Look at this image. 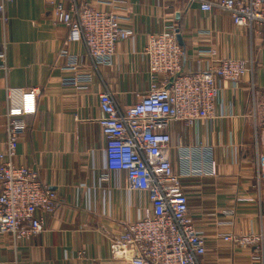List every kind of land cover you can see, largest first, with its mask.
<instances>
[{
  "label": "crops",
  "instance_id": "obj_1",
  "mask_svg": "<svg viewBox=\"0 0 264 264\" xmlns=\"http://www.w3.org/2000/svg\"><path fill=\"white\" fill-rule=\"evenodd\" d=\"M120 11L135 35L118 43L113 66L97 71L84 44L68 43V29L54 22L46 0H14L6 6L0 19V53L8 68H0V140L5 139L8 87L36 89L37 111L25 118L15 161L39 170L42 181L57 191V206L45 216V232L17 246L10 234L0 235V264H102L122 223L140 219L151 207L147 193L128 191L124 172L113 181L101 179L105 138L98 99L109 87L122 108L135 102L132 92L149 85L141 52L149 34L169 22L182 34L184 70L205 67L198 64L203 57L196 49L208 44L220 58L253 62L254 85L250 76L237 84L219 80L214 117L197 126L176 122L173 131L180 146L200 149L202 163L209 157L215 161V175L205 167L208 175L186 178L183 185L189 214L207 237L203 263L262 264L252 248L233 247L222 235L264 225V180L254 177L256 152L264 154V26L238 27L227 13L204 11L194 0H127ZM207 30L211 34H200ZM63 47L86 65L82 72L93 73L81 89L63 82L73 76L64 69ZM179 155L172 150L176 171L183 170Z\"/></svg>",
  "mask_w": 264,
  "mask_h": 264
},
{
  "label": "built area",
  "instance_id": "obj_2",
  "mask_svg": "<svg viewBox=\"0 0 264 264\" xmlns=\"http://www.w3.org/2000/svg\"><path fill=\"white\" fill-rule=\"evenodd\" d=\"M12 1L0 0V19H5L6 6ZM194 1L204 11L227 13L238 27L264 26V0ZM46 3L54 22L68 29V43L84 44L97 71L113 66L118 43L135 35L120 11L127 0ZM178 33V26L169 22L161 31L149 34L141 52L149 85L132 92L135 102L122 108L109 87L99 93L98 123L105 138L101 179L113 181L124 172L128 191L145 192L151 201L143 217L122 223L121 233L111 240L108 261L102 264H204L207 237L189 214L183 185L186 178L205 176V167L215 175V161L208 156L202 163L200 149L176 143L173 124L197 126L214 117L221 90L218 81L237 84L250 76L254 85V65L230 55L220 58L217 49L208 44L196 49L203 57L198 64L205 62V67L184 70L187 54ZM204 33L211 31H200ZM60 57L66 60L64 69L73 73L64 84L81 89L92 80L93 73L82 72L86 65L66 47L60 50ZM1 67L8 69L4 52L0 53ZM37 95L36 89L14 87H8L6 93L5 139L0 140V235L10 234L15 246L30 235L45 232V216L53 214L57 206V191L42 181L39 170L15 161L27 128L25 118L37 111ZM173 149L180 152L183 170L174 169ZM254 177L258 183L264 180L263 153L256 152ZM222 239L233 247L252 248L254 258L264 264V225L254 232L227 233Z\"/></svg>",
  "mask_w": 264,
  "mask_h": 264
},
{
  "label": "water",
  "instance_id": "obj_3",
  "mask_svg": "<svg viewBox=\"0 0 264 264\" xmlns=\"http://www.w3.org/2000/svg\"><path fill=\"white\" fill-rule=\"evenodd\" d=\"M178 41L180 42L181 45H184V41H183V38H182V34L181 33H178Z\"/></svg>",
  "mask_w": 264,
  "mask_h": 264
}]
</instances>
